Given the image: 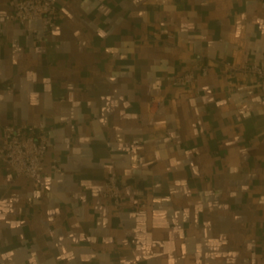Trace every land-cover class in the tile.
Returning <instances> with one entry per match:
<instances>
[{
	"label": "crops",
	"instance_id": "1",
	"mask_svg": "<svg viewBox=\"0 0 264 264\" xmlns=\"http://www.w3.org/2000/svg\"><path fill=\"white\" fill-rule=\"evenodd\" d=\"M10 1L0 144L37 122L53 144L38 185L0 156V264H264V100L241 70L264 67V0H53L36 44ZM197 61L208 73L178 84Z\"/></svg>",
	"mask_w": 264,
	"mask_h": 264
},
{
	"label": "built area",
	"instance_id": "2",
	"mask_svg": "<svg viewBox=\"0 0 264 264\" xmlns=\"http://www.w3.org/2000/svg\"><path fill=\"white\" fill-rule=\"evenodd\" d=\"M9 21L26 24L30 21H39L40 27L34 28L37 34L34 43L47 39L57 24L59 9L53 0H11ZM160 33L172 37L174 34L168 28L160 29ZM229 65V64H228ZM209 64L195 62L191 69L175 77L178 84L186 86L197 81L200 74L206 75ZM245 74L254 75L260 86L264 100V67L249 62L241 66ZM53 142L50 132L43 122L33 124L7 123L2 128L0 156L5 169L14 176H24L38 185V177L44 170V160ZM52 170L61 172L58 163L52 164ZM103 197L110 201L118 211L125 200L123 182L116 175H110L106 182Z\"/></svg>",
	"mask_w": 264,
	"mask_h": 264
}]
</instances>
